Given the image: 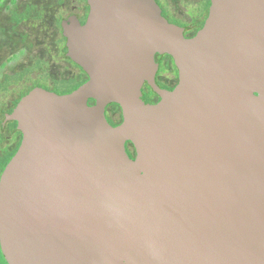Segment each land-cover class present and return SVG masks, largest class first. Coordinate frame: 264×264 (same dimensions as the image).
<instances>
[{"label": "water", "instance_id": "95a60500", "mask_svg": "<svg viewBox=\"0 0 264 264\" xmlns=\"http://www.w3.org/2000/svg\"><path fill=\"white\" fill-rule=\"evenodd\" d=\"M89 5L64 24L88 81L9 117L23 140L0 177L8 263L264 264V0H211L193 37L155 0ZM157 55L177 67L172 91Z\"/></svg>", "mask_w": 264, "mask_h": 264}, {"label": "flooded vegetation", "instance_id": "af4514ba", "mask_svg": "<svg viewBox=\"0 0 264 264\" xmlns=\"http://www.w3.org/2000/svg\"><path fill=\"white\" fill-rule=\"evenodd\" d=\"M163 16L171 23L182 27L187 37L195 36L203 27L211 0H202L199 20L185 24L171 17L172 10L166 0H155ZM210 2V4H208ZM90 13L89 0H0V177L17 153L23 140L18 123L9 117L20 101L35 90H45L59 95L72 93L74 86L88 81V75L68 57V40L64 24L77 20L84 25ZM48 16L53 19L46 21ZM159 70L157 85L172 91L179 83L177 67L168 55H157ZM78 73L75 75L74 70ZM144 85V96L149 104L157 103L160 96L150 93ZM78 87V88H79ZM117 105H110L109 107ZM108 121L117 126L122 122L108 115ZM120 108V107H119ZM121 110V109H120ZM129 156L136 157L135 149L127 144ZM0 264H9L2 250L0 239Z\"/></svg>", "mask_w": 264, "mask_h": 264}, {"label": "rangeland", "instance_id": "374dc122", "mask_svg": "<svg viewBox=\"0 0 264 264\" xmlns=\"http://www.w3.org/2000/svg\"><path fill=\"white\" fill-rule=\"evenodd\" d=\"M202 0H166V4L172 10L171 17L175 18L185 24L193 23L199 20V11L197 10ZM52 20V16H48L46 21ZM50 20V21H51ZM75 75L78 73L77 69L74 70ZM108 115L114 121H119L121 110L119 107L112 106L108 108Z\"/></svg>", "mask_w": 264, "mask_h": 264}, {"label": "trees", "instance_id": "16d2710c", "mask_svg": "<svg viewBox=\"0 0 264 264\" xmlns=\"http://www.w3.org/2000/svg\"><path fill=\"white\" fill-rule=\"evenodd\" d=\"M208 4H210V2L208 3ZM79 86L77 85V86H74V89L73 90H76L77 88H78ZM147 90L150 92V93H153V91H152V89H151V87H147ZM145 94H146V97H147V93L144 91V89H143V95L145 96ZM144 100H145V98H144ZM145 102H146V104H149V102L147 101V100H145ZM91 103H95L94 101H91ZM128 144H130V143H128ZM7 161L8 160H6L5 162H4V164L0 167V169H3V167L5 166V164L7 163Z\"/></svg>", "mask_w": 264, "mask_h": 264}]
</instances>
